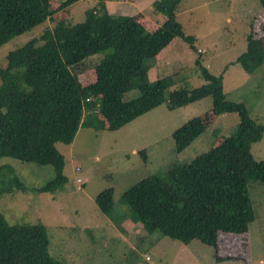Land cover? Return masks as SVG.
Listing matches in <instances>:
<instances>
[{"label": "trees", "instance_id": "trees-1", "mask_svg": "<svg viewBox=\"0 0 264 264\" xmlns=\"http://www.w3.org/2000/svg\"><path fill=\"white\" fill-rule=\"evenodd\" d=\"M52 1L0 0V47L79 0H64L57 9ZM179 2L156 0L152 8L165 20L148 32L136 17L100 13L104 0H96L99 8L87 10L81 23L62 19L9 51L0 68V160L51 167L53 179L36 192L53 194L66 183L64 157L56 144L70 145L80 127L117 131L161 104L173 111L210 97V113L172 132L175 153L205 132L210 116L237 115L232 134L192 162L169 166L164 178L141 179L121 198L146 234L212 247L220 233L242 234L254 221L247 183L264 185V161L251 153L264 135V123H258L244 104L227 100L222 75L210 74L199 61L195 65L203 84L195 89L180 90L166 100L164 79L149 81L151 63L173 39L193 48V37L184 34L175 18ZM258 2L264 7V0ZM97 54L102 58L94 67L95 83L82 88L70 68ZM241 58L264 61L260 42L248 38ZM134 89L139 96L124 102L123 95ZM27 189L11 166L0 167V196ZM94 202L108 216L114 207L113 190L99 192ZM0 264L60 263L49 255L44 226L9 225L0 214Z\"/></svg>", "mask_w": 264, "mask_h": 264}, {"label": "rangeland", "instance_id": "rangeland-1", "mask_svg": "<svg viewBox=\"0 0 264 264\" xmlns=\"http://www.w3.org/2000/svg\"><path fill=\"white\" fill-rule=\"evenodd\" d=\"M63 1L54 0L51 7L57 9ZM155 1L104 0L105 9L100 13L136 17L151 32L165 20L152 8ZM93 8H99L96 0H79L12 39L0 47V68L9 51L39 37L62 19L81 23L85 12ZM175 18L184 34L193 37V48L182 39H173L154 62L147 61L154 64L153 70H148L149 81L164 79L166 100L180 90L195 89L203 84L200 67L195 65L199 61L210 74L222 75L227 100L244 104L263 124L264 61L241 56L248 38L259 41L264 49V7L258 0H180ZM101 58L97 54L70 68L80 87L95 83L94 67ZM138 96L134 89L122 100L129 102ZM211 106L210 97L173 111L161 104L117 131L80 127L70 145L56 144L64 157L66 183L53 194L36 192L53 179L51 167L2 158L0 167L11 166L32 190L1 195V216L9 225L44 226L49 255L60 264H264V185L259 182L247 183L254 221L242 234L220 233L212 247L197 240L183 244L159 233L146 234L132 221L133 212L121 198L141 179L151 175L164 178L169 166L192 162L232 134L237 115L210 116L205 132L184 151L175 153L172 132L192 118L204 117ZM96 116L101 119L99 113ZM251 153L254 159L264 161V135ZM109 188L113 190L114 207L106 216L94 198Z\"/></svg>", "mask_w": 264, "mask_h": 264}, {"label": "crops", "instance_id": "crops-1", "mask_svg": "<svg viewBox=\"0 0 264 264\" xmlns=\"http://www.w3.org/2000/svg\"><path fill=\"white\" fill-rule=\"evenodd\" d=\"M159 54H160V53H159ZM159 54H158V55H159ZM158 55L156 56V58H158ZM153 62H154V61H153ZM153 65H154V64H153ZM153 65H151V67H150L149 70H153V67H154ZM148 72H149V71H148ZM147 75H148V78H149V74H147ZM130 223L133 224V222H131V221H130ZM135 224H140V223H135ZM129 225H130V224H129ZM140 225H141V224H140ZM130 229H131V228H130Z\"/></svg>", "mask_w": 264, "mask_h": 264}, {"label": "built area", "instance_id": "built-area-1", "mask_svg": "<svg viewBox=\"0 0 264 264\" xmlns=\"http://www.w3.org/2000/svg\"><path fill=\"white\" fill-rule=\"evenodd\" d=\"M146 260H148V257H145Z\"/></svg>", "mask_w": 264, "mask_h": 264}, {"label": "clouds", "instance_id": "clouds-1", "mask_svg": "<svg viewBox=\"0 0 264 264\" xmlns=\"http://www.w3.org/2000/svg\"><path fill=\"white\" fill-rule=\"evenodd\" d=\"M110 15V14H109ZM121 16H124V15H121Z\"/></svg>", "mask_w": 264, "mask_h": 264}]
</instances>
